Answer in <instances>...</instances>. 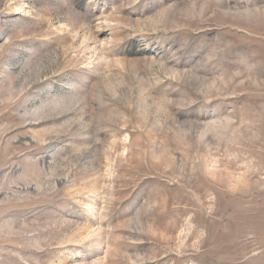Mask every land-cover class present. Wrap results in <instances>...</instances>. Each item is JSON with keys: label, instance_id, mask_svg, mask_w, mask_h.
<instances>
[{"label": "rangeland", "instance_id": "1", "mask_svg": "<svg viewBox=\"0 0 264 264\" xmlns=\"http://www.w3.org/2000/svg\"><path fill=\"white\" fill-rule=\"evenodd\" d=\"M0 264H264V0H0Z\"/></svg>", "mask_w": 264, "mask_h": 264}]
</instances>
